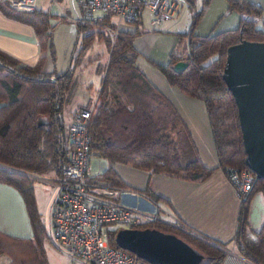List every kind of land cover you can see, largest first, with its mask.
<instances>
[{
	"label": "trees",
	"instance_id": "1",
	"mask_svg": "<svg viewBox=\"0 0 264 264\" xmlns=\"http://www.w3.org/2000/svg\"><path fill=\"white\" fill-rule=\"evenodd\" d=\"M227 1V12L239 14L235 27L206 37L196 36V27L210 0H201L198 9L190 4L187 29L176 33L167 63H156L171 85L203 102L217 166L224 172L227 166L248 168L244 162L236 104L221 77L226 48L241 39L264 41V9L250 0ZM0 9L8 17L31 26L41 51L50 45L52 20L65 19L49 8L37 6L33 11L24 12L0 1ZM76 30L69 64L57 74L42 70L44 57L28 64L0 49V182L20 193L33 233L31 238H25L0 231V254L8 258L9 264H47L44 237L55 245L41 223L33 189L35 179L31 174L48 171L56 174L65 160L61 111L70 98L81 57L95 36L105 43L108 52L106 62L96 68L101 79L95 98L90 102L93 105L87 124L90 148L107 161V166L97 176L120 184L112 167L115 162L192 181L205 178L213 170L197 157L176 108L136 64L138 53L133 38L137 31L118 30L111 43L103 30L92 25L76 23ZM177 61H185L187 65L174 71L172 65ZM38 118L47 120V124L38 125ZM263 184L264 179L256 177L250 191L239 201L232 238L236 252L250 264H264V219L258 229H253L249 222L252 197L261 191L264 199ZM145 195L155 203L161 198ZM135 226L174 233L203 254L198 264H222L228 253L226 243L194 233L184 225L157 220ZM118 228L115 224L108 228L107 242L115 248H119L114 241Z\"/></svg>",
	"mask_w": 264,
	"mask_h": 264
},
{
	"label": "crops",
	"instance_id": "2",
	"mask_svg": "<svg viewBox=\"0 0 264 264\" xmlns=\"http://www.w3.org/2000/svg\"><path fill=\"white\" fill-rule=\"evenodd\" d=\"M57 1L58 0L52 2L56 3ZM178 1L180 3V9L179 12L173 17L175 19L179 18V14L182 13L183 2L193 5L191 0ZM250 1L259 4L264 9V0ZM200 7L201 2L198 8ZM67 10L68 8L62 11L67 12ZM75 12L78 14V11ZM235 13L234 11L226 12L224 15L226 16L225 18H228L226 19V22L235 20L237 25L238 17ZM59 14H61V12H59ZM143 17L147 18L146 20L149 24V13L147 10L143 9L136 23H120L118 30L132 31L133 26L138 29V25L140 22L142 23ZM190 17L191 15L189 16V22ZM172 24L175 28H171L169 25L162 27L159 30L151 31L152 34L147 35L158 36L161 39H164V41H169V43L172 45V49L176 42L174 34L187 29L186 28L184 30V28H180L182 24L179 25L177 20H174ZM224 27H227V23H225ZM152 29L155 30L157 28ZM145 30L146 29H144V31ZM63 32H65V36L67 38L69 37L67 41L72 39L73 28L71 25L59 27V35H62ZM52 35L53 29L49 47L41 51L38 47L36 35L31 26L19 20L8 17L0 9V49L15 56L21 62L28 64H33L37 58L44 57L42 70L52 74H57L63 70L65 65L66 67L68 66L75 41L71 50L69 49V44L66 43L65 49H63L64 53L60 54L52 47ZM76 38L77 30L75 40ZM140 38L141 37H138L137 40ZM98 42L99 48H101V46L104 44L100 43V39H98ZM27 43L30 44V48L27 47ZM133 46L138 53L139 48L137 44L134 43V38ZM160 47H163V54L164 51L168 49L166 45H156L157 50L160 49ZM90 57L91 55H86L84 57V63L80 69V72L88 70L97 72V64L95 66L92 65L95 60L90 59ZM88 63L90 65H87ZM150 66H148V69L150 70V73H152L153 77L151 74H148L149 72H146L145 70L143 71L142 68L140 69L144 73L145 77L176 108L189 132V137L195 147L197 157L203 165L213 168V170L205 178L192 181L163 173H151L147 170H143L122 162H115L112 164V167L120 179V184L118 183L114 185L123 189H133L142 194L145 193L150 196L155 195L161 197L158 198L157 204L165 211V213H167V219L189 227L194 233L205 235L218 242L226 243L228 253L225 260L233 258L234 260L240 261L242 264H250L246 259L236 252L232 242L237 225L239 199L235 194L234 187L228 181L225 172L217 166V157L212 140L211 129L203 102L197 98L190 97L182 93L175 85H171L166 80L165 76L158 68L155 69ZM92 87L93 86L91 82L88 81L86 84H84L82 99L77 100L70 107H63L61 111V117L64 124V130H66V125L71 119L72 111L77 106L86 105L94 100L97 89L92 91ZM87 91H89V93ZM97 157L100 156L98 155ZM106 166V160L105 163H101V165L98 163L97 170L92 172V174L96 176L99 175ZM145 196L147 197V195ZM143 199H145V197L140 194L139 196L120 194L117 198H115V201L125 206L141 208L145 206V201ZM256 207L258 208L257 215L254 213ZM263 219L264 199L262 192L258 191L252 197L249 208V222L251 227L253 229H258L261 226ZM0 231L12 236L25 238H31L33 234L20 193L13 186L3 182H0ZM225 260L222 264H226Z\"/></svg>",
	"mask_w": 264,
	"mask_h": 264
},
{
	"label": "built area",
	"instance_id": "3",
	"mask_svg": "<svg viewBox=\"0 0 264 264\" xmlns=\"http://www.w3.org/2000/svg\"><path fill=\"white\" fill-rule=\"evenodd\" d=\"M12 9L30 12L35 0H0ZM55 1V0H52ZM78 14L64 18L75 23L100 28L112 43L120 23H134L143 9L149 13V24L159 26L173 18L180 9L178 0H75ZM93 103L77 106L66 125L65 160L58 172L44 180L56 191L50 211V237L72 258L88 264H150L145 259L124 249L112 247L107 242L110 224L136 227L135 224L163 220L167 213L150 198L133 189H123L110 180L93 175L90 156L98 153L90 148L88 120ZM228 181L234 187L239 201L252 188L256 178L249 168L227 166ZM120 194L145 197L144 207H130L117 203ZM134 226H130V225ZM185 227V226H183ZM120 228V227H119Z\"/></svg>",
	"mask_w": 264,
	"mask_h": 264
},
{
	"label": "water",
	"instance_id": "4",
	"mask_svg": "<svg viewBox=\"0 0 264 264\" xmlns=\"http://www.w3.org/2000/svg\"><path fill=\"white\" fill-rule=\"evenodd\" d=\"M228 6L227 0H210L196 27V36L210 34ZM186 65L185 61H177L172 69L180 71ZM221 77L236 104L245 165L264 179V41L241 39L229 45ZM37 124L45 125L47 120L38 118ZM114 241L150 264H198L203 257L182 238L155 227H120Z\"/></svg>",
	"mask_w": 264,
	"mask_h": 264
},
{
	"label": "rangeland",
	"instance_id": "5",
	"mask_svg": "<svg viewBox=\"0 0 264 264\" xmlns=\"http://www.w3.org/2000/svg\"><path fill=\"white\" fill-rule=\"evenodd\" d=\"M193 7L194 8H198V6H200V2L201 0H191ZM73 2V4H72ZM35 5L44 9L49 8V10L53 13L59 14V12H61L64 9H67V14L70 15H77V13L75 11H77L78 9L76 8V2L75 0H58L56 3L50 1V0H35ZM189 3L187 2H183L182 5V13L179 14V18H173V19H169L166 21H163L160 26H151L147 23V18L143 17V21L142 23L140 22V24L138 25V29H136L135 26H133L132 31H137L136 36L134 37V43L137 44L138 46V55L136 57V64L142 68V70L149 72L148 74L152 76V73H150V70L148 69V66L153 67V68H158L157 64H166L167 60H168V53L169 50L171 49V43H169V41L164 39H161L158 36H153V35H147V34H152L151 31H156L159 30L162 27H166V26H171V28H175L174 25L172 24L174 20L178 21V24L182 26L180 28H184V30L188 27V22H189V16L191 15V7L189 8ZM64 8V9H62ZM235 13V12H234ZM63 14V13H61ZM237 14V17L239 18V14ZM60 15V14H59ZM225 15V14H224ZM222 16L221 18H219L212 31L211 34H214L220 30L223 29H227V28H233L236 26V22L234 21H230V22H226L225 18L226 16ZM58 16V15H57ZM53 23H55V26L53 28V35H52V39H53V49L56 51H58L60 54H63L64 51L63 49H65L66 43H68L69 45V49H72V45L75 41V36H76V23L68 18L65 19H53L52 20ZM225 23H227V27L225 28ZM134 24V23H133ZM24 25V24H23ZM72 26L73 28V37L72 39L68 40L66 36H65V32L62 33V35H59L58 33V29L59 27L62 26ZM26 26V25H25ZM24 26V27H25ZM28 27V26H26ZM152 28H157L155 30H153ZM144 29H146L144 31ZM100 30V28H99ZM142 30V31H141ZM88 30H85V33H87ZM145 35V36H143ZM177 34H174V38H176ZM138 37H141L140 39L137 40ZM100 43H103L104 45L101 46V48H99V42L97 39V36H95V38L93 39L91 45L89 46V48L85 51V53L83 54V56L81 57V60L79 62V65L76 69L75 75H74V81H73V86L70 89V98L68 100V102L64 105L65 107H70L72 106L77 100L82 99V92L84 89V84H86L88 81L91 82L92 84V91L94 90H98L99 88V82L101 79V73H97L94 71H83L80 72L81 67L83 66V61H84V57L86 55H91L90 59L95 60L94 63L92 65H98V64H104L106 62L107 56H108V52H107V48L105 46V43L101 40ZM163 44L164 46L166 45V47L168 49H166V51H164L163 54V47H160V49H156V45H160ZM28 48H30V44L27 43L26 44ZM69 50V52H70ZM153 60H152V59ZM51 61V60H50ZM52 62V61H51ZM87 65H90L89 63ZM66 68H63V70ZM62 70V71H63ZM60 71V72H62ZM58 72V73H60ZM153 77V76H152ZM89 93V91H87ZM89 163H90V167H91V172H94L97 170V164L100 163H105V160L103 158L97 157V156H90L89 159ZM125 172V171H124ZM124 174V173H123ZM126 174V172H125ZM54 175V172L52 171H48L42 174H34L31 176H34V182H33V189H34V196H35V201H36V205H37V209H38V213H39V217L41 220V223L43 224L46 233L49 235L50 232V211L52 208V200L53 197L55 195V191L56 189L48 184L44 179L46 177H51ZM115 200V199H114ZM255 215H257L258 213V208H255L254 211ZM113 226V225H112ZM119 227H125L124 225L120 224L118 225ZM130 226H134V225H130ZM115 227V226H113ZM51 238V237H50ZM52 239V238H51ZM53 240V239H52ZM54 241V240H53ZM55 245L53 243H51L49 238L44 237L43 239V249L45 250V257H46V262L47 264H81L80 261L76 260V259H72L64 250L63 248L57 244L54 241ZM245 259V258H244ZM226 261V264H242L240 261L234 260L233 258H229ZM0 264H9L8 263V258L3 255L0 254Z\"/></svg>",
	"mask_w": 264,
	"mask_h": 264
}]
</instances>
